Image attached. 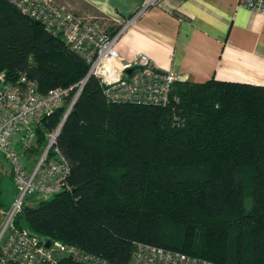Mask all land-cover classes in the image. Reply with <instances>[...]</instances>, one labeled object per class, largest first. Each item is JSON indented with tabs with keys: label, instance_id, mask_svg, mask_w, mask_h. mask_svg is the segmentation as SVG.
Here are the masks:
<instances>
[{
	"label": "trees",
	"instance_id": "1",
	"mask_svg": "<svg viewBox=\"0 0 264 264\" xmlns=\"http://www.w3.org/2000/svg\"><path fill=\"white\" fill-rule=\"evenodd\" d=\"M88 71L62 37L0 0L8 83L26 73L47 93ZM172 96L179 102L168 106L110 103L91 76L57 137L71 188L25 204L15 226L112 264H129L136 241L218 264H264V86L177 81ZM69 101L41 119L26 155L43 152Z\"/></svg>",
	"mask_w": 264,
	"mask_h": 264
},
{
	"label": "built area",
	"instance_id": "2",
	"mask_svg": "<svg viewBox=\"0 0 264 264\" xmlns=\"http://www.w3.org/2000/svg\"><path fill=\"white\" fill-rule=\"evenodd\" d=\"M23 14L43 24L54 36L62 37L68 48L88 65L87 75L77 83L39 90L38 82L20 73L16 83H8L0 74V169L10 166L17 196L9 209L0 211V264H61L69 258L79 264H112L108 259L86 251L77 244L60 241L47 247L27 229L15 226L14 219L36 196L46 200L70 189L72 166L57 144L60 128L48 134V144L40 158L31 165L25 156L36 139V126L51 116L70 97L66 113L77 102L87 80L99 79L106 100L115 104L168 106L178 75L161 70L145 53L122 62L112 35L98 16H77L57 0H6ZM239 4L264 14V0H238ZM166 0H142L135 18L151 7H165ZM133 19L126 22L128 26ZM132 69L129 73L128 70ZM53 148V153L50 150ZM129 264H218L181 251L145 242H134Z\"/></svg>",
	"mask_w": 264,
	"mask_h": 264
},
{
	"label": "crops",
	"instance_id": "3",
	"mask_svg": "<svg viewBox=\"0 0 264 264\" xmlns=\"http://www.w3.org/2000/svg\"><path fill=\"white\" fill-rule=\"evenodd\" d=\"M69 2L75 12L104 17L107 30L119 33L115 47L122 62L145 53L159 69L177 73L178 81L264 86V14L238 0H166L165 7L136 18L142 0Z\"/></svg>",
	"mask_w": 264,
	"mask_h": 264
},
{
	"label": "rangeland",
	"instance_id": "4",
	"mask_svg": "<svg viewBox=\"0 0 264 264\" xmlns=\"http://www.w3.org/2000/svg\"><path fill=\"white\" fill-rule=\"evenodd\" d=\"M57 1L61 4H64L65 6H67L77 16L85 17L88 15L94 14L89 10H85L82 12H75L73 6L69 2L70 0H57ZM96 16H98L100 18V20L103 22L104 26H106L104 23L105 18L99 16L98 14H96ZM44 149H43V151H44ZM42 153L38 154V153L34 152V153H32V155H29V156L25 155V156L29 160V163L32 165L40 158ZM0 190H1V201L3 204L0 206V211L5 210V209L7 210V209H9V207L13 203L15 197L17 196V188H16L15 183L13 181V174H12L10 166L8 164H6V167H4L3 170L0 169ZM39 202H40V199H38L36 196H33L30 199H27L26 204L28 206H37Z\"/></svg>",
	"mask_w": 264,
	"mask_h": 264
},
{
	"label": "water",
	"instance_id": "5",
	"mask_svg": "<svg viewBox=\"0 0 264 264\" xmlns=\"http://www.w3.org/2000/svg\"><path fill=\"white\" fill-rule=\"evenodd\" d=\"M131 70L132 69H129L128 72L130 73ZM68 115H69V113H66L65 114V116H64V118H63V120H62V122H61V124L59 126L60 129L62 128V126H63V124H64V122H65V120H66V118H67ZM47 147L49 148L50 147V144H48ZM42 242H44L47 247H49L51 245V240H47V241L46 240H42Z\"/></svg>",
	"mask_w": 264,
	"mask_h": 264
}]
</instances>
